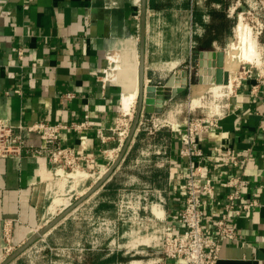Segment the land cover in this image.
Wrapping results in <instances>:
<instances>
[{
  "label": "crops",
  "instance_id": "0c3cea01",
  "mask_svg": "<svg viewBox=\"0 0 264 264\" xmlns=\"http://www.w3.org/2000/svg\"><path fill=\"white\" fill-rule=\"evenodd\" d=\"M153 2L157 4L158 0ZM258 2L264 22V0ZM149 4L147 0L144 80L160 93L162 84L175 71H183L177 69L180 59L173 57L172 52L181 42L190 43L191 39V48L198 50L197 69L200 53L222 44L216 40L209 46L200 43L211 10L199 9L194 16L190 10L173 7L166 10L160 6L154 9ZM202 5L205 7L204 2ZM140 6V0H0V119L13 126L37 121L68 124L79 122L88 114L91 128L83 151L91 159L87 169L94 170L99 180L117 159L121 146L115 130L121 114L120 88L105 79L109 68L107 49L132 40L138 43ZM183 15L187 17L185 30ZM261 44L264 45V31ZM18 49L23 51L21 60ZM181 81L178 76L174 86H180ZM16 90L20 93H15ZM69 93L72 97H65ZM170 103L171 100L156 115L166 126L149 133L151 121L146 115L111 176L72 211L99 195L97 215L91 221L75 222V217L68 214L37 242L50 240L58 231L69 232L71 224L78 226L77 236L84 239L86 233H92L99 238L102 221L109 225L118 221L117 200L111 197L105 200L109 193L116 199L122 193L125 197L134 192L150 196V202L144 205L151 208L153 228L159 224L152 211L156 206L163 211L166 232L181 230L178 213L188 159L180 155L183 145L176 130L179 126L183 128L182 123L161 119ZM27 138L37 141L32 135ZM61 138L64 145L79 143L78 135L71 131ZM197 143L208 166L204 175L215 185L212 197L204 203L203 228L213 236L215 219L224 209L225 188L219 171L225 176H245L248 187L242 194V202L255 199L257 203L249 211L229 218L228 224L235 228L237 237L221 241L215 264H264V76L260 79L251 76L237 86L227 97L216 126L199 134ZM226 148L240 157L246 156V163L236 169L224 165L222 156ZM192 159L197 165L199 159ZM139 160H146L147 168L142 172L130 171L138 169ZM78 172L84 178L87 176L84 171ZM63 173L56 174L43 159L0 157V263L5 257L4 223H10L13 243L18 246L49 222L42 220L48 213V188L56 176L74 184L84 181L72 177L73 173L68 176ZM126 220L125 217L122 221Z\"/></svg>",
  "mask_w": 264,
  "mask_h": 264
},
{
  "label": "rangeland",
  "instance_id": "374dc122",
  "mask_svg": "<svg viewBox=\"0 0 264 264\" xmlns=\"http://www.w3.org/2000/svg\"><path fill=\"white\" fill-rule=\"evenodd\" d=\"M202 2H204L205 7L202 5ZM157 4L166 10H170L172 7L181 8L182 10H190L193 11L194 16L199 13V9L203 10L204 8H207L208 10L222 11L226 15V18L232 22L233 27L236 23L238 14L241 13L244 17L243 19L245 23L250 27L253 36L257 39V51L259 50V53L257 52L259 58L257 57L255 63L241 62V71H237L238 73L233 77H231L228 72H225L224 81L222 83L223 87L220 90L219 96L213 95L212 93H206L197 107L196 105L191 104L190 95L199 84L197 75L198 69L196 65L198 61V50L191 48V39H189L190 43L186 42V44H184V42H181L179 47L172 50L174 53L173 57L180 59L177 64V69L187 71L192 75L188 78L184 90L172 98L170 105L165 108L164 117L161 119L164 118L163 120H166L167 122L175 120V122H181L183 125V121H185L188 115L216 117L221 113L227 97H230L232 91L237 86L242 85L243 78L247 77L245 71L248 70V67H250L249 65L254 67V71L256 69L260 74H264V48H262L264 45L261 44L260 34L264 22H262L261 8L258 0H158ZM182 18V26L184 27L182 29L185 30L186 24L184 23L187 22V17L183 15ZM213 21H218L217 16L214 17ZM209 22L210 16L208 18V23ZM233 27L228 35L227 32L223 31V34L220 37L221 39H218L219 43L222 45H218V47L214 46L207 50L216 49V52L223 51L224 53L229 40L227 39V36H229V38L232 36ZM189 31L191 32L190 29ZM190 34L191 33H189V38H191ZM131 44V41L129 43L123 42L120 46L116 45V47L118 50H122L127 45L131 47ZM136 45L138 50V43ZM169 51L171 50L169 49L168 52ZM191 67L193 70L190 71ZM111 70L113 72V65L109 63V68L106 71V74H111ZM211 82H214V79H212ZM240 82L241 84H239ZM154 85L162 86L164 84ZM120 113L115 130L116 133H122V135L118 136L119 138H122L123 134L124 136L127 135L124 131L127 133L131 126L135 114V106L131 109V115L124 116L122 112ZM123 139H125V137H123ZM119 152L120 151H118V153ZM136 164L138 165V169L130 171L142 172L143 169L147 168L146 160H139ZM74 172L76 171H66L63 175L68 176V174ZM84 172L87 173V176L84 178V181L81 183L79 182V184H74L68 179L63 180L62 177H55L54 181L51 182L48 188L49 197L46 203V207L48 206V213H46L42 221H51L59 215L61 211L66 209V207L80 199V197L95 184L94 182L98 180L99 175L94 173V170H84ZM132 196L133 198H131L130 204L132 209L128 208L127 210L124 206L120 207V204H122L121 202L127 199L123 193L118 196V199L110 193L105 196V200L110 197L114 198L115 201L117 200L116 216L118 217V221L115 224L112 223L110 225L102 221L100 224L99 238L92 233H86L85 238L83 239L76 235L78 226L71 224L72 228L69 232L66 231L65 233H62L58 231L48 241L42 240L37 242L40 239L39 238L9 264H157V260L161 257L162 238L164 235L163 233L165 232L164 223L162 221L163 215H161L162 209L155 206L152 210L159 218V224L156 229H154L152 226L153 219L150 213L151 208L147 207L145 210L141 209V206L144 205L141 204V200H138L140 193L134 192ZM96 197L95 200L90 198L88 203L83 204L78 210L72 213L70 212L71 214L69 213V215L75 217V222H77L78 219L80 221L88 219L91 221L92 217L97 215L98 212L96 208L98 207L97 203H99V195ZM55 200H58L59 204L55 202ZM147 202H150V196L147 198ZM103 208L104 207L102 206V209ZM125 217L127 220L124 222L122 220ZM91 227L92 225L88 227L90 231L92 229ZM98 227L99 226H97V228ZM128 232H131V237L126 236ZM10 237L12 240L11 245L14 246L13 251H15L22 243L18 246L14 245L12 228L10 231ZM7 257L8 256H5L3 260Z\"/></svg>",
  "mask_w": 264,
  "mask_h": 264
},
{
  "label": "built area",
  "instance_id": "2783aa9c",
  "mask_svg": "<svg viewBox=\"0 0 264 264\" xmlns=\"http://www.w3.org/2000/svg\"><path fill=\"white\" fill-rule=\"evenodd\" d=\"M262 31H264V26H262L260 34ZM17 56L20 60L23 58L22 49L17 50ZM249 66L248 70L245 71L247 77L243 78L242 82L251 76L256 79L264 76V74H260L256 69L254 71V67ZM191 70H193L192 67ZM15 93H20V91L16 90ZM65 97L71 98L72 94L69 93ZM223 109L224 107H222L221 113ZM220 114L216 117L188 115L185 121H183V128L179 126L176 130L183 145L180 155L188 159L187 173L181 184L183 191L182 203L178 213L181 230L173 234H169L166 231L163 233L161 257L157 260V264H215L219 259L221 241H233L237 237L235 228L228 224L229 218L232 215L238 216L245 213L257 204L255 199L242 202V194L248 187V181L245 176L235 174L225 176L219 171L218 175L223 179L225 188L224 209L215 219L213 236L203 228V218L205 216L204 203L212 197L215 185L212 179L204 175L208 166L205 164L206 157H204L198 146L197 136L216 126L217 117ZM156 115H148L151 121V128L149 130L151 134L155 130L166 126L165 122L157 120ZM145 116H141L140 123ZM90 128V117L88 114H85L81 121L68 124L37 121L31 125L19 124L13 126L0 119V157L43 159L52 166L55 173L58 170L64 172L88 170L86 165L91 163V159L85 155L83 150L86 134ZM67 131L78 135L79 143L77 145L63 144L61 136ZM124 132L127 134L126 131ZM27 135L36 137L37 141L29 140ZM117 135L120 136L122 133H117ZM123 137H126V135L124 136L123 134ZM123 137L120 138L121 146L124 140ZM120 147L118 151H120ZM192 157L199 159L197 165H195ZM246 161V156L240 157L231 148H226L222 156L223 164L232 169L240 167ZM126 198L125 201L121 202L120 207L124 206L126 210L128 208L132 209L130 204L133 196L130 195ZM147 198V195L141 194L138 200H141V204L144 205L147 202ZM141 209L145 210L146 206H141ZM10 231V223H4L3 240L5 243V256H9L14 250V246L11 245Z\"/></svg>",
  "mask_w": 264,
  "mask_h": 264
},
{
  "label": "water",
  "instance_id": "95a60500",
  "mask_svg": "<svg viewBox=\"0 0 264 264\" xmlns=\"http://www.w3.org/2000/svg\"><path fill=\"white\" fill-rule=\"evenodd\" d=\"M140 31L138 38V71H137V98L135 105V114L128 129L127 135L122 143L120 152L117 159L112 163L111 167L106 171V173L90 187V189L84 193L73 204H70L66 209L61 211L59 215L53 218L51 221L43 225L40 229L36 230L31 234L18 248L13 251L5 260L0 264H9L19 255H21L28 247H30L39 238L45 235L50 229H52L57 223H59L64 217H66L70 212L76 209L83 201L90 197L95 191H97L111 176L113 171L116 169L120 161L126 154L130 143L135 135V132L139 126L140 119L142 115L149 114H161L163 107L167 106L168 101L172 100L178 93H180L187 85V80L192 75L187 71H175L169 79L164 83L161 92L158 93L153 85H147L144 80V56H145V39H146V13H147V0H140ZM212 60L209 63L204 61L207 55L202 52L199 57V69H198V82H211L214 79L215 84H222L224 81V69L223 51H218L210 54ZM208 67V68H207ZM204 74L209 76L199 77V75ZM181 76V85L179 87L174 86L175 79Z\"/></svg>",
  "mask_w": 264,
  "mask_h": 264
},
{
  "label": "bare ground",
  "instance_id": "6f19581e",
  "mask_svg": "<svg viewBox=\"0 0 264 264\" xmlns=\"http://www.w3.org/2000/svg\"><path fill=\"white\" fill-rule=\"evenodd\" d=\"M243 18L241 13L238 14L233 27V34L229 38L227 47L224 50L223 69L231 77L236 75L239 70L241 71V62L255 63L258 57L257 39L253 36L250 27L245 23ZM131 42V47L127 45L122 50L120 49L121 51L117 49L116 45H112L107 49V59L113 65V72L111 70V74H105V79L112 85L120 88V107L124 116H128L131 109L134 108L138 89L137 71L139 59L136 47L137 43L135 40ZM215 52L216 49L204 51L207 55L204 61L209 63L212 60L210 54ZM199 77L209 78V76L204 74L199 75ZM222 87V84H215L214 82H200L190 95L191 104L196 106L200 104L201 99L206 93L219 96ZM59 171L61 172L62 170H58L57 173ZM71 176L79 179L84 178V175L78 171L74 172ZM161 215H163V211Z\"/></svg>",
  "mask_w": 264,
  "mask_h": 264
},
{
  "label": "trees",
  "instance_id": "16d2710c",
  "mask_svg": "<svg viewBox=\"0 0 264 264\" xmlns=\"http://www.w3.org/2000/svg\"><path fill=\"white\" fill-rule=\"evenodd\" d=\"M150 7L158 9L159 5L155 4L153 0H150ZM218 18V21L214 22V17ZM233 25L232 22L226 18V15L222 11L211 10L210 11V22L206 26V33L204 35V40L200 43L204 46H209L213 40L219 41L218 39L223 34V31L230 33ZM221 39V38H220Z\"/></svg>",
  "mask_w": 264,
  "mask_h": 264
}]
</instances>
